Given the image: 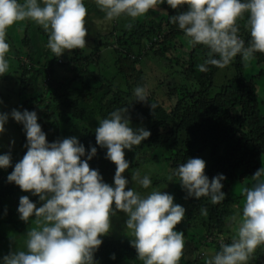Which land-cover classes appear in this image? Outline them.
Wrapping results in <instances>:
<instances>
[{"label":"clouds","instance_id":"1","mask_svg":"<svg viewBox=\"0 0 264 264\" xmlns=\"http://www.w3.org/2000/svg\"><path fill=\"white\" fill-rule=\"evenodd\" d=\"M104 13L103 22L126 20V29L133 22L167 4L176 10L169 17L184 34L187 43L206 49L201 73L210 67L223 70L236 57L245 63L264 54V0H94ZM85 0H0V77L10 71L9 28L17 23L32 22L48 35L46 47L54 57L65 52L90 50L86 46ZM249 33V41L240 36L239 21ZM63 62L61 59L58 63ZM59 63V64H60ZM135 102L148 101L147 85L137 86ZM157 104L150 103L152 114ZM9 116L23 126L27 151L14 165L7 182L22 192L38 197L37 207L28 196H21L17 208L19 219L31 224L24 247L0 258V264H97L94 254L111 231V217L117 212L126 215L125 235L142 264H180L185 237L176 231L185 218V208L174 203V197L153 187L151 172L137 169L131 173L134 187L126 190L123 175L129 169L125 150L134 151L151 133L133 129L127 108L113 110L99 119L95 142L106 149L105 158L115 165L113 184L103 181L98 170L89 167L97 153L91 147L85 158V147L76 137L49 143L38 124L35 111L12 110L0 113V134L5 131ZM11 166V155H0V169ZM205 161L190 158L169 171L168 181L175 177L187 197L209 201L212 205L225 200L222 191L225 177L218 174L209 180L204 174ZM251 185L242 189L243 207L226 217V228L233 232L230 243L220 238L219 250L210 252L205 264H250L257 248L264 247V166L251 177ZM167 185H164L165 188ZM200 214L207 216V208ZM205 253V254H204ZM207 252L198 253L202 260ZM111 259H115L113 255Z\"/></svg>","mask_w":264,"mask_h":264},{"label":"trees","instance_id":"2","mask_svg":"<svg viewBox=\"0 0 264 264\" xmlns=\"http://www.w3.org/2000/svg\"><path fill=\"white\" fill-rule=\"evenodd\" d=\"M85 6L88 10L86 20L92 14L99 20L103 19L104 13L95 4L85 1ZM161 11L164 15L162 22L151 19L147 23H137L120 35L116 34L114 27L105 36V43L101 40L102 34H94L95 46L91 56L108 44L115 47L114 68L123 78L127 91L113 90L109 84L100 83L96 73L87 72L88 60L91 59L80 50H73L69 57L67 53L54 57L46 47L47 33L34 23L27 22L20 37V50L15 47L11 51V69L14 67L12 72L17 74L16 87L12 89V82L4 87L0 84V92L12 93L23 111L37 113V122L49 143L65 139L62 126L76 122L80 126L77 139L85 147V158L91 147L97 148L95 157L88 162L89 167L98 170L103 181L109 185L113 184L115 165L105 158L106 149L96 145L95 129L99 119L107 117L117 108H127L130 126L133 129L144 128L151 135L134 151L125 150V159L129 162V169L123 174L128 180L126 190L134 187L131 179L133 171L139 169L142 174L151 172L152 186L171 194L174 203L186 210L184 220L175 229L183 232L185 237L180 264H205L204 259H197L199 252L219 250L221 237H224L225 243L231 241L233 233L226 228L225 218L241 210L235 207L236 199L231 196L233 185L244 182L245 186H250L251 177L264 164V113L260 110L262 102L257 93V83L264 80V68L252 70V67H264V54L257 53L248 65L239 56L236 57L231 64L234 76L212 93L214 79L220 69L210 67L206 73L197 70L206 52L199 45L190 46L184 64L179 57H173L169 43L178 37H185L182 31L169 23V17L176 15V10L163 4ZM244 24L245 21H239V34L247 44L250 37ZM6 39L11 42L9 36ZM37 41L39 44L36 45ZM21 54H25V60L19 57ZM149 57L167 60L171 69L183 78L180 86L168 87L165 96L170 106L150 90L147 102L133 101V89L146 85L140 68ZM59 59L64 61L59 64ZM66 72L73 74L70 80L59 81L58 78ZM7 77H0V81ZM12 79L9 78L10 81ZM39 90H43V95ZM1 100L4 98L0 93V103ZM150 103L157 104L153 114ZM18 130L21 133L20 151L12 153L9 168L0 169V258L14 251V247L18 248L16 243L19 241L16 239L23 238L32 226L19 219L16 209L20 197L28 196L37 207L40 206L38 197L22 192L18 186L7 182L14 165L27 151L23 126L19 124ZM204 152L208 153L209 163L204 174L209 180L218 174L225 177L222 182L225 200L218 205H212L203 198L187 197L175 177L172 181L167 179L169 171L178 164L198 158ZM164 185L167 186L164 188ZM201 208H207L206 217L200 214ZM126 219L122 212L111 217V231L102 238L103 243L94 254L97 264H142L136 259L135 249L130 246L131 237L125 235ZM113 255L115 259H111ZM250 264H264V247L256 249Z\"/></svg>","mask_w":264,"mask_h":264},{"label":"rangeland","instance_id":"3","mask_svg":"<svg viewBox=\"0 0 264 264\" xmlns=\"http://www.w3.org/2000/svg\"><path fill=\"white\" fill-rule=\"evenodd\" d=\"M85 1L88 3L95 4L94 0H85ZM162 6L163 4H160L157 6L155 10H150L146 16L139 18L138 20L133 22V25L137 23H147L151 19L162 22L164 20V15L162 14V11H161ZM86 23H87L86 27L88 28V34H89L85 38L86 46L90 48V50H87V52L86 53L84 52V54L86 55V57H89L91 59L90 61L88 60L87 72L96 73V75L99 76V82L102 84H106V85L109 84V86L113 90L114 89L116 90L118 88L119 90L123 92L127 91V87L125 85L123 78L117 73L116 69L114 68V63L116 60V53L114 52L115 47H111L110 44H108V46L101 47L98 54L91 56V53L95 46L94 45V39H95L94 34L96 33L102 34L101 40L103 43H105L106 41L105 36L109 34V32H111L114 27L116 28L115 32L118 35L126 31L127 29L124 27V25L127 23V21L121 20L118 22L106 23V22H103V19L99 20L92 14L90 15V19L86 20ZM26 25H27V22L17 23L13 25L11 28H9L8 30L7 36H9L11 39V42H9L10 61L13 58L11 51L15 47L16 49H19V50L21 48L20 46L21 38L20 37L22 36L21 35L23 33L22 31H24V27ZM31 32H33V28L31 29ZM36 43L39 44V41L35 42V44ZM169 49L172 51L171 55L173 57H179V60L181 59V62L184 64L185 58L187 57L190 51V45L187 43L186 39H184L183 37H178L175 41L169 43ZM65 53H67L68 57L70 56L69 52H65ZM19 57L22 60L26 59L25 54H21ZM168 57L171 58L169 54H168ZM248 64L249 63H247V65ZM11 67H10L9 73H6L5 76L1 77V79H4L5 77L8 76L5 80L0 81L1 87H4L12 82L13 83L12 89H15L17 74L12 72V69L14 67L12 69ZM263 68L264 67L261 68L259 66H256V68L252 67V70L255 71V70H260ZM57 69H61V68L58 67ZM140 69L142 70L144 74V78H145L144 80L146 81V85L148 86V89L150 91L156 92V94L160 97V100H164V102H166L165 105L170 106L171 104L170 102L167 101L168 99L165 96L168 90V87H172L174 85L180 86L183 83V78H181V76L178 75L177 72L175 73V70L171 69L169 62L167 60L159 61L156 58L149 57L144 60ZM10 74H13V75L9 77ZM71 76H73V74L66 72L65 74L60 76L58 80L59 81L65 80V82H68ZM233 76H234V69L232 68L231 65L223 70H220L214 79V88H213L212 93H215L216 91H218L220 87L227 80L231 79ZM9 78H13V79L10 81ZM257 85H258V91H257L258 98L262 102L260 110L264 113V80H262L261 82H258ZM1 87H0V91L2 89ZM98 87L99 85H97V88ZM0 93H1L2 98H4V100H1V103H0V113L10 114L11 111L14 109L23 111L19 107V100L16 97H14L12 93L11 94L2 93V92ZM39 93L43 95V90H39ZM47 95L48 93H46L45 96ZM18 126L19 124L16 123L14 120H12L11 117L9 116L8 122L5 124L4 133L0 134V155H3V154L12 155L13 152L20 151L18 148V145H19L21 133L18 130ZM79 129H80V126L76 122L71 121L70 123L62 126L61 132L65 135L63 137H66V138L76 137L77 138L79 137V134H78ZM198 158L205 161V165H206L205 170H204L205 172L209 164L208 163V153L204 152L200 154ZM262 166H264V164H262ZM249 183H252V182H249ZM243 187H245L244 182L243 183L236 182L235 185H233L232 191H231V196L234 199H236L234 201L235 207L240 208V209H242L243 203H244L243 196H242ZM235 207H234V211L236 212ZM230 232L232 231L230 230ZM5 233H7V231ZM25 239H26L25 235L23 238H21L20 236L18 239H16V241H19L16 243L18 248L14 247L13 250L22 249L24 247Z\"/></svg>","mask_w":264,"mask_h":264},{"label":"crops","instance_id":"4","mask_svg":"<svg viewBox=\"0 0 264 264\" xmlns=\"http://www.w3.org/2000/svg\"><path fill=\"white\" fill-rule=\"evenodd\" d=\"M210 252H213V251H210ZM210 252H208V253L206 254V256H204V260L206 259L207 255H208Z\"/></svg>","mask_w":264,"mask_h":264},{"label":"built area","instance_id":"5","mask_svg":"<svg viewBox=\"0 0 264 264\" xmlns=\"http://www.w3.org/2000/svg\"><path fill=\"white\" fill-rule=\"evenodd\" d=\"M60 63V62H59Z\"/></svg>","mask_w":264,"mask_h":264}]
</instances>
